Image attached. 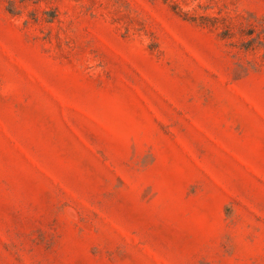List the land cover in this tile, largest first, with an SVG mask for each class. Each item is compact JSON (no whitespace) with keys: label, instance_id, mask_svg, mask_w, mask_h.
Segmentation results:
<instances>
[{"label":"rangeland","instance_id":"obj_1","mask_svg":"<svg viewBox=\"0 0 264 264\" xmlns=\"http://www.w3.org/2000/svg\"><path fill=\"white\" fill-rule=\"evenodd\" d=\"M0 264H264V0H0Z\"/></svg>","mask_w":264,"mask_h":264}]
</instances>
